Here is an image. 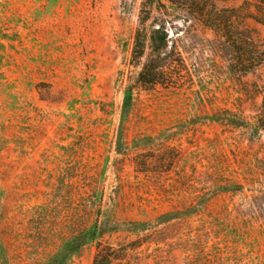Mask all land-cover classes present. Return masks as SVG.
<instances>
[{
	"label": "rangeland",
	"instance_id": "374dc122",
	"mask_svg": "<svg viewBox=\"0 0 264 264\" xmlns=\"http://www.w3.org/2000/svg\"><path fill=\"white\" fill-rule=\"evenodd\" d=\"M142 1L0 0V264H43L95 222L140 264H264V64L230 71L225 36ZM168 13L182 60L140 75ZM238 21L264 46V23Z\"/></svg>",
	"mask_w": 264,
	"mask_h": 264
},
{
	"label": "trees",
	"instance_id": "16d2710c",
	"mask_svg": "<svg viewBox=\"0 0 264 264\" xmlns=\"http://www.w3.org/2000/svg\"><path fill=\"white\" fill-rule=\"evenodd\" d=\"M250 2L254 3L256 11H251ZM167 5L182 6L187 11L193 12L191 14L196 16L201 25L212 29L220 36H225L220 48L230 71L236 69L245 74L256 66L264 64V46L257 45L250 33L246 34L247 29L244 25L238 23V19L242 18L264 23V0H244L239 10L228 7L218 9L208 0H165V3H161V0L142 1V9L153 6L164 8ZM167 18H170L169 13L165 18L154 17V27L149 34V58L146 59L145 64L143 63L140 75H162L166 71L162 63L170 61L172 57L177 58L175 61L182 60L175 46L167 48L166 27L172 20ZM143 44L144 33L142 28H138L134 37L132 56H141L144 49ZM128 101L129 98L126 97L125 105ZM261 110L264 113V92L262 93ZM145 226L144 222H133L128 232L137 235L145 230ZM102 236L103 227L96 222L90 227L82 228L77 234L65 237L57 251L49 255L43 264H72L78 251L93 242L95 252L92 264H140V258L136 253L139 244L135 241L114 244L103 242Z\"/></svg>",
	"mask_w": 264,
	"mask_h": 264
}]
</instances>
